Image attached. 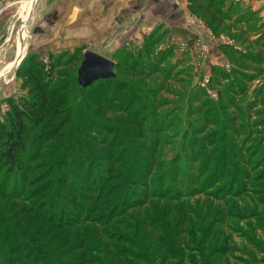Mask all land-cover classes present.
I'll return each instance as SVG.
<instances>
[{
  "label": "rangeland",
  "instance_id": "obj_1",
  "mask_svg": "<svg viewBox=\"0 0 264 264\" xmlns=\"http://www.w3.org/2000/svg\"><path fill=\"white\" fill-rule=\"evenodd\" d=\"M26 1L0 0V124L29 97L17 72L30 61L67 120L26 180L0 170V264H264V21L249 0H217V34L190 14L97 19L91 3ZM89 51L109 67L84 69ZM116 83L124 102L104 90ZM81 169L101 196L66 223L59 192L79 189Z\"/></svg>",
  "mask_w": 264,
  "mask_h": 264
},
{
  "label": "trees",
  "instance_id": "obj_2",
  "mask_svg": "<svg viewBox=\"0 0 264 264\" xmlns=\"http://www.w3.org/2000/svg\"><path fill=\"white\" fill-rule=\"evenodd\" d=\"M218 6L219 1L217 0H188V9L191 14L204 21L213 34H217L226 17V15L219 12ZM27 64L29 66L19 69L17 75L25 78V83L32 82L33 85L28 91L29 97L18 98L15 102L9 100L10 111L7 122L6 124H0V170H4V174L13 177L15 183L16 181L19 183L23 179L26 180L37 169L38 164L34 163L40 159V151L44 149L42 145H45V142L51 143L54 141L67 120L64 94H61L57 88H53L48 80L43 79L41 67L38 65L34 67L33 61ZM51 66L56 65L51 64ZM104 90H106V94L111 93L113 97H120L122 94L120 99H115L120 103L125 101L129 93L128 90L122 89L118 83L110 85V87L107 86ZM140 109L146 110L144 106H140ZM140 118H134L133 121L129 122L130 125L136 128ZM36 131L41 132L37 137H32ZM43 131L44 133H42ZM150 131L153 132L154 130L150 128ZM132 133L131 137L141 135L145 140L144 146H141L144 150L150 149L149 145H151L150 143L153 144V141L150 142L146 134ZM131 140L133 141V138ZM116 142L104 143L103 148L106 153L101 156L103 162L98 164L105 169L103 173H106L108 177L111 175L113 167L117 165L118 161L120 162V159L114 156ZM69 175L73 177L75 183H78L79 189H75L71 184L67 185L66 182L62 183V191L59 192L60 205L71 211L65 216L66 223L69 221L76 222L74 218L77 214H74V212L78 211V207L83 209L94 207L96 196H101V194L94 196L97 194L99 184L95 185L92 182L93 178L88 172L83 173L81 169L78 173L71 171ZM46 187L40 185L36 190L39 192L40 189ZM77 194H79L78 203L74 198ZM135 199L140 200L139 198Z\"/></svg>",
  "mask_w": 264,
  "mask_h": 264
},
{
  "label": "crops",
  "instance_id": "obj_3",
  "mask_svg": "<svg viewBox=\"0 0 264 264\" xmlns=\"http://www.w3.org/2000/svg\"><path fill=\"white\" fill-rule=\"evenodd\" d=\"M77 2H86L93 4V14H91V17L97 19L106 17L112 18L113 16H115L116 10L121 8H123L124 16L127 15L131 18H139L140 20L143 19L145 22H147L149 18H151V16L152 18L181 17L182 20V18H188L190 14V16L193 17L191 20H195L197 18L189 11L188 0H77ZM109 2L116 3V6L120 3L123 4V6L105 8V6L103 5ZM246 3H248L246 7H249V5H251L250 8L252 9V11H258V16L262 17L264 21V0H249V2ZM229 11H231V9ZM165 12H167L168 14H166ZM238 17L239 16L235 15L236 19H239ZM180 24L181 22H177L175 24V27L183 26ZM17 48L19 49V47ZM9 66H11V64H8L7 67Z\"/></svg>",
  "mask_w": 264,
  "mask_h": 264
},
{
  "label": "water",
  "instance_id": "obj_4",
  "mask_svg": "<svg viewBox=\"0 0 264 264\" xmlns=\"http://www.w3.org/2000/svg\"><path fill=\"white\" fill-rule=\"evenodd\" d=\"M111 61L105 57H102L92 51L87 52L84 60V69L89 68L94 72L105 70L109 67Z\"/></svg>",
  "mask_w": 264,
  "mask_h": 264
},
{
  "label": "bare ground",
  "instance_id": "obj_5",
  "mask_svg": "<svg viewBox=\"0 0 264 264\" xmlns=\"http://www.w3.org/2000/svg\"><path fill=\"white\" fill-rule=\"evenodd\" d=\"M35 0H27L26 1V9H29L33 3H34ZM20 57L19 55L16 56V59H15V63H17L19 61Z\"/></svg>",
  "mask_w": 264,
  "mask_h": 264
}]
</instances>
